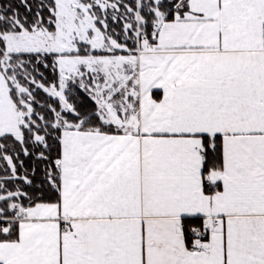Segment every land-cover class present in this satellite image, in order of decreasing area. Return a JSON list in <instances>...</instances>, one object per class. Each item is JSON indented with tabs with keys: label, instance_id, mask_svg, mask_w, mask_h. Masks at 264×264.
I'll return each mask as SVG.
<instances>
[{
	"label": "snow or ice",
	"instance_id": "1",
	"mask_svg": "<svg viewBox=\"0 0 264 264\" xmlns=\"http://www.w3.org/2000/svg\"><path fill=\"white\" fill-rule=\"evenodd\" d=\"M0 264H264V0H0Z\"/></svg>",
	"mask_w": 264,
	"mask_h": 264
}]
</instances>
